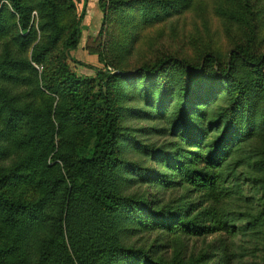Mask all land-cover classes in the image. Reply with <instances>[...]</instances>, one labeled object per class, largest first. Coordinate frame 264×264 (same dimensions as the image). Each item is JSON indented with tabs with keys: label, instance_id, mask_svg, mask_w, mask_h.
<instances>
[{
	"label": "trees",
	"instance_id": "obj_1",
	"mask_svg": "<svg viewBox=\"0 0 264 264\" xmlns=\"http://www.w3.org/2000/svg\"><path fill=\"white\" fill-rule=\"evenodd\" d=\"M215 1L243 35L224 59L207 48L126 69L142 28L197 0H97L101 24L83 48L103 69L82 76L69 52L86 0L80 13L73 0H0V264H231L224 236L264 239L255 0ZM24 184L36 196L17 194ZM209 236L217 246L187 253Z\"/></svg>",
	"mask_w": 264,
	"mask_h": 264
},
{
	"label": "rangeland",
	"instance_id": "obj_2",
	"mask_svg": "<svg viewBox=\"0 0 264 264\" xmlns=\"http://www.w3.org/2000/svg\"><path fill=\"white\" fill-rule=\"evenodd\" d=\"M75 11L81 12L84 0H73ZM218 1L215 0H197L194 9H190L180 15L172 14L163 21L144 27L140 31L138 39L130 42L125 52V57L121 64L126 69L133 68L142 63L153 61L163 54H173L181 58L196 60L197 56L207 48L215 51L221 59L229 50L233 41L241 39L242 33L230 26L226 20L214 12ZM86 7H96V10H86V15L82 21L83 36L81 45L77 50L69 52L70 58L74 60L71 63L74 71L82 76H94L95 69L103 66L97 61V57L89 54L83 48L88 42V38L98 33L101 24V13L97 8V0H86ZM256 16V46L257 51H264V0H255ZM35 15V14H34ZM30 55V53H28ZM38 71L42 66L33 63ZM103 69V68H102ZM108 70L112 67L107 66ZM142 122L130 123L133 128L143 126ZM10 161H3L7 165ZM249 173H244L242 180V191L249 197L246 203L252 209L259 206L261 191L250 186L248 178ZM25 199L36 196L37 191L31 184L21 185L16 191ZM227 206L228 203H225ZM240 205V204H239ZM230 204V209L244 211L242 205ZM238 226L242 222L235 223ZM226 249L231 255V264H264V239L262 236L252 237L246 233H236L234 237L224 236ZM187 243V253L206 252L210 246H217L214 237L192 239ZM221 253L216 251L218 259Z\"/></svg>",
	"mask_w": 264,
	"mask_h": 264
},
{
	"label": "crops",
	"instance_id": "obj_3",
	"mask_svg": "<svg viewBox=\"0 0 264 264\" xmlns=\"http://www.w3.org/2000/svg\"><path fill=\"white\" fill-rule=\"evenodd\" d=\"M89 9L95 11V10H96V7H87V8H86L87 11H90Z\"/></svg>",
	"mask_w": 264,
	"mask_h": 264
}]
</instances>
